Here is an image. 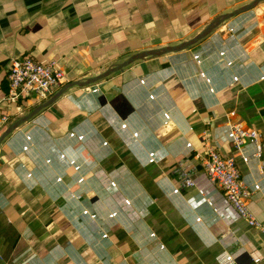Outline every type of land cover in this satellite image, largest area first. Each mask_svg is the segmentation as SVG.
<instances>
[{
  "label": "crops",
  "instance_id": "1",
  "mask_svg": "<svg viewBox=\"0 0 264 264\" xmlns=\"http://www.w3.org/2000/svg\"><path fill=\"white\" fill-rule=\"evenodd\" d=\"M251 1L0 0V135L38 105L2 124L17 111L3 102L12 59L85 79ZM228 122L264 144V2L188 50L68 90L14 130L0 145V264H264V148L238 153ZM206 140L235 159L261 228L208 182Z\"/></svg>",
  "mask_w": 264,
  "mask_h": 264
},
{
  "label": "built area",
  "instance_id": "2",
  "mask_svg": "<svg viewBox=\"0 0 264 264\" xmlns=\"http://www.w3.org/2000/svg\"><path fill=\"white\" fill-rule=\"evenodd\" d=\"M6 80L8 88L3 102L7 105H16L23 101H28L33 105L40 104L48 100L67 82L66 74L58 61L39 63L30 57L12 59ZM91 93H97V90L94 89ZM25 107H16L15 114H3L2 124L7 125L13 118L21 116ZM227 129L231 143L238 153H241L245 144H251L254 146L253 157L257 160L261 158L264 144L257 131L246 129L237 122H228ZM204 147L201 164L208 182L222 190L228 205L249 227L261 228L262 224L245 203L248 192L241 180L235 159L222 156L208 140L205 141ZM261 173L264 177V172ZM173 174L179 178L182 188H195L196 184L190 172L180 164L173 170Z\"/></svg>",
  "mask_w": 264,
  "mask_h": 264
},
{
  "label": "water",
  "instance_id": "3",
  "mask_svg": "<svg viewBox=\"0 0 264 264\" xmlns=\"http://www.w3.org/2000/svg\"><path fill=\"white\" fill-rule=\"evenodd\" d=\"M264 2V0H253L250 3L243 5L237 9H234L231 12L223 13L217 15L214 19H212L197 35L194 37L178 43L176 45L164 46L156 49H150L145 51H140L138 53L132 54L123 60L121 63L114 64L106 68L99 75L88 77L85 79H79L74 81L66 82L62 87H60L48 100L38 104L31 111H29L24 116L16 119L10 125H8L5 130L0 135V145L1 143L18 127L30 121L33 117L41 113L43 110L52 106L60 97L65 95L68 90L73 88L78 89H86L90 88L101 81L107 79L111 75L123 71L125 68L129 67L132 64L145 61L151 58H159L164 55L170 53H177L181 51H185L198 44L205 38H207L211 33L217 30L221 25H223L226 21L231 18L248 12L255 7H257L260 3Z\"/></svg>",
  "mask_w": 264,
  "mask_h": 264
},
{
  "label": "trees",
  "instance_id": "4",
  "mask_svg": "<svg viewBox=\"0 0 264 264\" xmlns=\"http://www.w3.org/2000/svg\"><path fill=\"white\" fill-rule=\"evenodd\" d=\"M28 101H23V102H18L16 105H14L15 107H20V108H24L25 106L28 105Z\"/></svg>",
  "mask_w": 264,
  "mask_h": 264
}]
</instances>
